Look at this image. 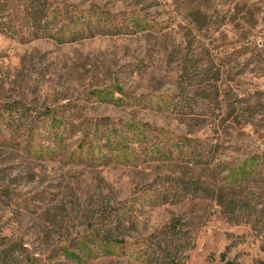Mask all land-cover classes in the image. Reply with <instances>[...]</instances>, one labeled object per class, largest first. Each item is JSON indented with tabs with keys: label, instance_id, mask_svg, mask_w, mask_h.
<instances>
[{
	"label": "rangeland",
	"instance_id": "1",
	"mask_svg": "<svg viewBox=\"0 0 264 264\" xmlns=\"http://www.w3.org/2000/svg\"><path fill=\"white\" fill-rule=\"evenodd\" d=\"M0 264H264V0H0Z\"/></svg>",
	"mask_w": 264,
	"mask_h": 264
}]
</instances>
